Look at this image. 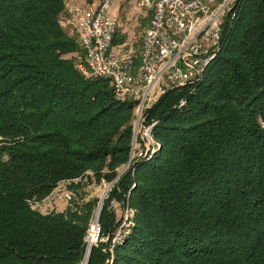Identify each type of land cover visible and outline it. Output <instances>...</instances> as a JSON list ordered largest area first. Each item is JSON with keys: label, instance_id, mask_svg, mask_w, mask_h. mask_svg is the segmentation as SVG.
Wrapping results in <instances>:
<instances>
[{"label": "trees", "instance_id": "1", "mask_svg": "<svg viewBox=\"0 0 264 264\" xmlns=\"http://www.w3.org/2000/svg\"><path fill=\"white\" fill-rule=\"evenodd\" d=\"M66 11L0 0V264H82L97 205L82 190L126 165L88 264H264V0L234 1L203 79L146 110L155 146L131 161L137 102L79 73ZM60 183L69 208L34 209Z\"/></svg>", "mask_w": 264, "mask_h": 264}, {"label": "built area", "instance_id": "2", "mask_svg": "<svg viewBox=\"0 0 264 264\" xmlns=\"http://www.w3.org/2000/svg\"><path fill=\"white\" fill-rule=\"evenodd\" d=\"M114 1L75 5L69 13L83 52L77 63L79 73L84 78L109 80L116 100L137 102L136 111L141 115L135 126L131 161L136 155L144 156L143 151L137 153L139 138L147 153L155 146L156 122L141 124L144 110L165 94L161 86L179 88L203 79L221 49L223 19L235 0H135L152 13L138 50L128 42L114 44L120 27L118 19L109 15ZM185 104L182 99L178 107ZM100 236V225L94 223L88 234L89 247L98 243Z\"/></svg>", "mask_w": 264, "mask_h": 264}, {"label": "rangeland", "instance_id": "3", "mask_svg": "<svg viewBox=\"0 0 264 264\" xmlns=\"http://www.w3.org/2000/svg\"><path fill=\"white\" fill-rule=\"evenodd\" d=\"M69 1L70 0H66V3L68 4ZM99 1L100 0H94L92 3H88L84 1L83 4H78L76 6L85 7L87 4L98 3ZM109 15L114 19H118V22L120 23V27L116 34V38L118 39L119 43L116 44L115 46H118L119 44L124 43V42H128L129 47L138 50L140 47V40L144 36V34L146 33V31L149 29V26H150V20H151V15H152L150 10L139 7L135 0H115L110 9ZM69 18H70L69 21L66 18L64 19L65 22L68 21L66 28L69 30L70 36L75 37L77 39L78 45L80 46V43H79L80 35L76 31V28H75L76 23H74V20H72V17L70 15H69ZM162 85H164V81L162 82ZM161 87L164 88V90L166 91L168 87H171V86L164 85ZM150 107L151 106L147 107L144 110L142 117H141V124L143 123V121H146V118H147L146 110H148ZM136 109L133 110V115H132L133 116V127H134L133 143L135 141V135H136L135 126L139 119V116L141 115L137 113ZM138 147L139 148L137 149V153L140 151H143V147L141 146L140 142H138ZM132 153H133V149L131 152V156H132ZM127 169H128V165L119 168L117 170L118 176L112 182L108 183L105 180L101 182H97L96 180H94V183L86 185L84 189L82 190L83 199L85 202L97 201L94 217H93V220L91 221V225H90V228L86 236L87 249H86L85 258L82 264L86 263V259L88 257L89 251L95 245L93 244L92 246L89 247V242H88L89 231L94 223H99V225L101 224L100 223L101 214H99V211L101 208L103 209V205L105 201L109 198V194L112 191V188L114 187L115 183L127 171ZM88 176L93 177V173H88ZM77 182L78 181H76V183ZM85 183H86V180H85ZM67 184L69 185L70 183L58 184V186L54 189V191L49 197L45 198L42 202L35 204L33 206L34 209H39L41 212H48V211L62 212V211H65L67 208H69L70 198L73 197V194L68 189ZM110 210L114 211L117 221H120L121 224L123 225H129L127 223L130 222L129 220L131 219L132 213L129 211H124L119 202L117 201L112 202Z\"/></svg>", "mask_w": 264, "mask_h": 264}, {"label": "crops", "instance_id": "4", "mask_svg": "<svg viewBox=\"0 0 264 264\" xmlns=\"http://www.w3.org/2000/svg\"><path fill=\"white\" fill-rule=\"evenodd\" d=\"M78 2V3H77ZM84 3V1H82V0H70L69 2H68V4H67V11L65 12V15H64V19L66 18V19H68V21H69V8L70 7H72V6H75V5H78V4H83ZM71 16V15H70ZM67 21V22H68ZM64 22H65V20H64ZM67 22H65V25H67ZM69 24V23H68Z\"/></svg>", "mask_w": 264, "mask_h": 264}, {"label": "water", "instance_id": "5", "mask_svg": "<svg viewBox=\"0 0 264 264\" xmlns=\"http://www.w3.org/2000/svg\"><path fill=\"white\" fill-rule=\"evenodd\" d=\"M101 212H102V208L100 209L99 214H101ZM90 254H91V250L89 251V254H88V257L86 259V263L85 264H88Z\"/></svg>", "mask_w": 264, "mask_h": 264}]
</instances>
